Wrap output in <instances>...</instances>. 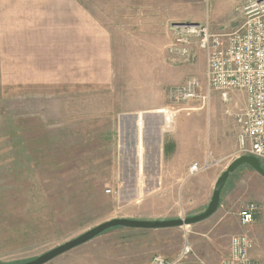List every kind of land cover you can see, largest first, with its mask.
<instances>
[{
	"label": "rangeland",
	"instance_id": "rangeland-1",
	"mask_svg": "<svg viewBox=\"0 0 264 264\" xmlns=\"http://www.w3.org/2000/svg\"><path fill=\"white\" fill-rule=\"evenodd\" d=\"M78 2L89 10L90 18L103 22L105 43L115 45L106 46L104 55L97 56L98 61L103 57L100 76L105 79H89L81 85L80 81L34 79L38 74L33 72L32 49L18 56L19 48H6V52L0 48V264L29 262L111 219L172 220L202 213L214 181L226 170L227 154L242 156L234 122L243 106L240 93L224 102L219 92L211 90L204 105L170 103L169 95L191 78L206 84L204 52L195 44L175 49L174 35L179 31L175 27L207 19L212 33H231L242 24L240 9L245 0ZM223 10L231 22L227 27L213 20ZM90 27L97 35L96 25ZM128 55L150 66L151 74L136 78L133 70L139 64L126 63ZM93 56L89 54V60ZM125 68L132 72L130 77L122 73ZM80 87H87V94L57 95ZM42 90L51 95L34 93ZM143 96L150 106L161 105L155 111L170 106L174 112L169 122L164 121V139L180 120L190 133L181 127L178 140L183 147L195 141L191 154L185 148L167 163L171 172L164 168V173L168 175H155L154 162L136 153L128 120L132 108L140 106L132 105L133 99ZM156 120L145 119L143 142L157 139L151 136ZM197 152L204 161H191L192 156L199 159ZM195 163L200 171L189 175ZM231 175L220 193L223 208L218 207L208 220L212 228L220 218L221 223L210 233L205 227L201 235L194 234L191 225L155 234L116 227L45 264H149L157 256L178 257L186 244L191 254L183 264H221L230 239L224 199L227 184L235 194L241 192L242 207L249 202L258 207L252 224L256 229L249 237L254 259L264 264V178L246 165Z\"/></svg>",
	"mask_w": 264,
	"mask_h": 264
},
{
	"label": "crops",
	"instance_id": "crops-1",
	"mask_svg": "<svg viewBox=\"0 0 264 264\" xmlns=\"http://www.w3.org/2000/svg\"><path fill=\"white\" fill-rule=\"evenodd\" d=\"M79 0H31L29 3H24V1H16V0H8L0 2V48L5 50L6 48H19L18 56L24 49H32L33 56V72L38 74L32 76L34 79L41 80H56L63 79L68 81H86L89 79H105L104 76H100L104 71H102V65L104 64L103 57L98 61L97 56L104 55V49L106 46L113 47L114 44H106L103 35L102 25L103 22L99 19H94L89 17V10L82 6ZM249 0H245V2L241 5V7L247 3ZM239 9L235 8V11ZM224 12V13H223ZM223 12H218L213 20L219 22L218 24H223L227 27V24L231 25L229 21H227V10H223ZM177 22V21H174ZM197 23H206L209 25L210 23L206 19L203 22ZM96 25L97 35L92 32L94 29L89 28V26ZM100 29H98V28ZM212 30V29H211ZM210 30V31H211ZM146 44H149L147 40ZM91 48V49H90ZM6 52V50L4 51ZM94 55L93 59L88 58V55ZM172 57V56H171ZM176 57L175 55L172 57ZM177 58V57H176ZM179 58V57H178ZM177 58V59H178ZM127 59V60H126ZM126 59V63L128 64H139L138 69L134 75L137 74L136 78H147L149 73L151 74L150 66L146 65V63H142L137 61V57L128 55ZM114 59L112 60V63ZM173 62V61H172ZM151 64V63H150ZM99 65V66H98ZM142 65V66H141ZM37 67V72L35 68ZM145 68V71H141L140 68ZM165 67V66H164ZM116 68V67H114ZM113 68V70H114ZM133 68V67H132ZM131 68V69H132ZM206 68V64H205ZM129 69V70H131ZM153 70L156 71V68L153 67ZM122 71L123 74H128L126 77H130L132 72ZM166 71V70H165ZM105 74V73H104ZM157 72L154 73L156 75ZM130 75V76H129ZM156 77V76H155ZM78 90V91H75ZM45 91H38L37 95H42ZM88 92L87 87H80L79 89H73L70 92L65 93H57L60 94H69L74 95H85ZM234 94V93H232ZM230 94V98L232 97ZM241 94V93H240ZM35 95V94H34ZM43 95H51L50 92H46ZM243 97V95L241 94ZM135 102L132 105H136L132 108V112L129 116V122L133 127V131L135 133V149L137 154L144 153L147 159L152 160L155 171V175L163 176L168 175L169 173H164V168H167L171 172V168L167 165V163H172V160L177 159L178 154L181 153V150L187 149L188 151H192L191 143H195L194 140L188 141L187 146L184 145L178 140L179 133H181L182 128L185 127L186 133H190V128L185 125V122L177 120L173 123V130L170 134V137L166 139L162 137L163 125L165 121V116L159 113V110L155 111L160 106L152 107L148 104L146 97H139L137 100L133 99ZM131 101V100H130ZM244 102V97H243ZM242 102V103H243ZM132 103V101L130 102ZM164 104V103H163ZM142 105V106H141ZM160 114V115H158ZM162 115V116H161ZM156 118L157 120L153 123L152 127L154 128L151 136H154V142L151 140H147V142H143L142 134L143 129L142 125L145 126V119ZM164 118V119H163ZM181 125V126H180ZM147 128V127H146ZM147 131V130H146ZM148 134V133H147ZM149 136V134H148ZM194 139V138H193ZM236 140V139H235ZM145 143V144H144ZM153 143V144H152ZM192 143V144H193ZM197 143V141H196ZM215 147L213 151H215ZM189 151V152H190ZM199 159L191 157L192 162H202L204 161V156L202 153L197 152ZM191 154V152H190ZM233 155V153H231ZM231 154H227V165L236 159L238 156L233 157ZM231 158H230V156ZM233 157V158H232ZM231 159V160H230ZM230 160V161H228ZM166 162V163H165ZM165 163V164H164ZM197 164V163H196ZM198 165V164H197ZM247 169H242L241 172H245ZM236 171V170H235ZM189 172V171H188ZM255 172V171H253ZM231 174L227 179V183L229 178H231ZM217 180V179H216ZM214 181V183L216 182ZM157 185V184H156ZM161 186V184H159ZM235 187V186H234ZM241 192L238 191L237 194L233 192L231 189V185L227 184V195L224 197L227 206V237L229 238L233 234H246L247 236L252 235L256 227H252V224L243 228L238 223V211L241 209L242 196ZM246 194H243V201ZM222 196L220 194L219 200V209L223 208L222 204ZM211 199V198H210ZM210 201V200H209ZM207 202L206 206L208 205ZM217 211L215 214L219 211ZM214 215V214H213ZM211 215V217L213 216ZM211 217L195 223L191 225L193 227L194 234L201 235L205 232V227H208L207 232L210 233L214 229H216L221 223V218L216 220L214 228L211 227L210 221H208ZM255 223V222H254ZM251 226V227H250ZM169 229V228H167ZM167 229H134L140 230L142 232H149L148 234H155V232H164L163 230ZM161 230V231H160ZM154 232V233H153ZM144 234V233H139ZM250 238V237H249ZM251 239V238H250ZM252 240V239H251ZM253 241V240H252ZM228 248V243H227ZM254 245L250 251V258L258 264V261L254 259L256 255L253 253ZM198 264V263H191Z\"/></svg>",
	"mask_w": 264,
	"mask_h": 264
},
{
	"label": "built area",
	"instance_id": "built-area-1",
	"mask_svg": "<svg viewBox=\"0 0 264 264\" xmlns=\"http://www.w3.org/2000/svg\"><path fill=\"white\" fill-rule=\"evenodd\" d=\"M240 13L242 24L228 34L212 33L206 23L175 27L179 30L174 35L175 49L195 44L204 52L206 84L203 86L198 79L191 78L171 89L169 99L170 103L204 105L211 90L219 92L224 102L230 100V94L241 93L243 106L234 115L239 150L264 164V0H249ZM159 113L165 116V121L174 114L170 106ZM199 171V166L192 164L189 175ZM257 210L253 202L242 207L238 213L239 225L243 228L251 225ZM252 247L253 241L246 234L232 235L227 257L221 264H255L250 258ZM190 254L191 248L186 244L178 257L157 256L149 264H183Z\"/></svg>",
	"mask_w": 264,
	"mask_h": 264
},
{
	"label": "water",
	"instance_id": "water-1",
	"mask_svg": "<svg viewBox=\"0 0 264 264\" xmlns=\"http://www.w3.org/2000/svg\"><path fill=\"white\" fill-rule=\"evenodd\" d=\"M246 165L249 166L253 171L264 178V169L261 166V163L254 158L253 156L249 155H242L234 159L226 168L224 172L217 178L213 192L211 195V199L207 205V208L197 215L182 218V219H172V220H134V219H127V218H117L111 219L106 222H103L92 229L84 232L83 234L77 236L76 238L59 245L46 253L36 257L35 259L20 263V264H45L50 260L76 248L96 236L100 235L101 233L107 231L111 228L116 227H123V228H130V229H146V230H153V229H167V228H175L181 226H188L203 221L214 214L219 206V199L221 190L228 179L229 175L233 173L239 166Z\"/></svg>",
	"mask_w": 264,
	"mask_h": 264
}]
</instances>
